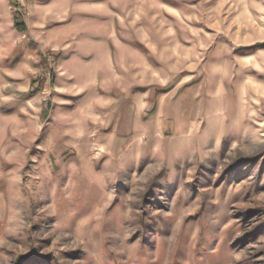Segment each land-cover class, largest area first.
Wrapping results in <instances>:
<instances>
[{"label": "rangeland", "instance_id": "374dc122", "mask_svg": "<svg viewBox=\"0 0 264 264\" xmlns=\"http://www.w3.org/2000/svg\"><path fill=\"white\" fill-rule=\"evenodd\" d=\"M14 1L31 31L35 0ZM59 1L83 59L135 47V102L122 74L58 88L45 27L37 48L17 36L23 76L0 88V264H264V0Z\"/></svg>", "mask_w": 264, "mask_h": 264}, {"label": "crops", "instance_id": "0c3cea01", "mask_svg": "<svg viewBox=\"0 0 264 264\" xmlns=\"http://www.w3.org/2000/svg\"><path fill=\"white\" fill-rule=\"evenodd\" d=\"M56 1L59 0H35L32 13L35 15L37 24L36 26L34 25L31 31L25 29L24 32L27 33L29 40L34 43V47L37 48L38 40L36 35L39 31L41 32V29L37 25L42 24L41 26L45 27L43 40L47 45L53 47L57 55L56 66L58 67V75L56 83L58 84V88H63L64 83L69 79H77L80 85L82 83L91 85L93 81L98 85L99 81L104 82L106 80L108 82L111 81L109 85H113V81H116L115 79H118L120 74H122L125 76L127 86L125 89L127 94L122 101L128 104L127 108H129L130 104L133 107L136 97L135 89L133 88L135 83L134 71L136 68L135 47L132 45L122 46V43L119 42L116 43V46L109 47L103 41L98 47L96 58L83 59L80 47L83 41H76L80 26L73 25L74 20L72 16L75 13H68L65 10L67 6H64L62 9L65 11L61 17L62 10L57 12L53 9L54 2L56 3ZM59 2L65 4L64 1ZM8 4H12L10 0H0V88L4 84L9 86L19 84L23 76L24 55L22 46L18 47L17 45L21 42L19 40L17 42L16 40L17 36L20 37L23 32L16 30V20H12L9 17L7 11ZM99 9L101 10V7ZM59 18L60 20H55ZM117 21L120 23L122 20L117 17ZM126 22L129 24V19H126ZM103 27L108 30L105 39L109 37L116 38L114 26L105 25ZM73 38L75 39L73 40ZM76 44H78V48L75 47ZM124 71H126L125 74ZM109 85L105 82V86L108 87Z\"/></svg>", "mask_w": 264, "mask_h": 264}, {"label": "trees", "instance_id": "16d2710c", "mask_svg": "<svg viewBox=\"0 0 264 264\" xmlns=\"http://www.w3.org/2000/svg\"><path fill=\"white\" fill-rule=\"evenodd\" d=\"M10 3H12L14 5L15 1L14 0H10ZM15 28L18 32H24L25 28L23 26V24L21 23H15Z\"/></svg>", "mask_w": 264, "mask_h": 264}]
</instances>
